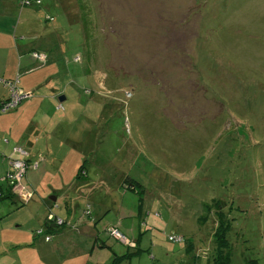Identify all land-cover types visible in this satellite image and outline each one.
<instances>
[{
  "label": "rangeland",
  "instance_id": "374dc122",
  "mask_svg": "<svg viewBox=\"0 0 264 264\" xmlns=\"http://www.w3.org/2000/svg\"><path fill=\"white\" fill-rule=\"evenodd\" d=\"M50 1L28 7L39 26L29 37L23 10L22 44L50 56L25 81L59 72L54 84L67 100L56 101L75 109L66 114L77 120L74 136L86 138L88 129L93 163L106 154L117 175L125 174L132 168L122 160V138L137 143L140 158L129 177L143 185L147 199L145 192L117 189L133 229L121 233L134 240L147 232L132 264H190L192 256L214 264L216 216L204 224L198 217L217 201L230 217L232 264H264V0ZM46 14L55 19L47 22ZM18 19L16 12L5 22L13 29ZM114 180L123 185V177ZM169 206L177 212L173 219ZM84 215L92 218L90 207ZM115 216L112 211L110 223ZM106 222L99 227L115 252L134 250L111 237ZM170 235L186 240L175 243Z\"/></svg>",
  "mask_w": 264,
  "mask_h": 264
},
{
  "label": "crops",
  "instance_id": "0c3cea01",
  "mask_svg": "<svg viewBox=\"0 0 264 264\" xmlns=\"http://www.w3.org/2000/svg\"><path fill=\"white\" fill-rule=\"evenodd\" d=\"M43 4L44 0L41 6ZM53 4L54 0H51L49 5ZM28 7L36 6H23L22 0H0V79L13 80L18 77V87L30 95L15 109L0 113V177L9 169V161L15 155L14 146H21L28 154L27 161L37 164L27 170L22 181L26 189L33 193L28 201L22 202L15 190L5 182L1 184L3 193L0 192L4 198L0 200V264H110L116 252L107 238L103 237L99 226L107 221L106 224L110 226L133 233L118 204L117 189L121 191L122 184L115 185L113 180L117 176L124 178L133 173V167L140 158L136 153L138 145L130 137L122 138V160L132 168L125 174L119 171L120 175H117L115 162L106 154L93 163L87 157L95 146L86 141L88 129L83 132L86 138H77L73 133L78 128L77 120L71 123L67 119L66 114L73 115V106L69 111L56 109L57 98L60 100L64 96L63 101L67 100L66 91H57L54 84L59 72L46 73V77L38 76L32 84L25 81L26 75L37 71L35 68L38 67L31 52L37 50L46 53L40 47H28L21 42L24 33L19 28L23 10ZM16 12H19L18 25L12 29L5 21L7 17H14ZM26 14L29 37V33H35L39 26L33 19L34 12L28 9ZM49 16L46 14L44 19ZM52 35L48 34L45 40L47 44ZM43 85L46 90L42 93L37 91L38 95L33 96L35 90ZM9 95V87L0 82V102ZM75 107L77 110L82 108L80 104ZM150 150L155 154L157 148ZM84 161L87 162V175L79 177V167ZM144 192L143 200L147 199L145 189ZM86 207L91 208L92 218L84 215ZM49 208L65 221L63 226L54 222L46 223ZM168 208L173 219L177 212H174L173 206ZM112 211L116 212V216L114 222L110 223ZM134 212L130 211V216ZM137 216L142 221L141 203L137 206ZM140 226L147 227L143 222ZM40 229L43 231L37 233ZM142 231H139L138 237H133L137 246L131 247L134 249L131 251L128 248V252L141 249V243L147 236V232ZM47 235L51 237L50 240L45 239ZM108 239L111 240L110 237ZM102 242L111 248L103 247ZM138 257H126L120 264L125 261L132 264L135 259L140 260L141 257ZM190 264H201V260L193 258Z\"/></svg>",
  "mask_w": 264,
  "mask_h": 264
},
{
  "label": "built area",
  "instance_id": "2783aa9c",
  "mask_svg": "<svg viewBox=\"0 0 264 264\" xmlns=\"http://www.w3.org/2000/svg\"><path fill=\"white\" fill-rule=\"evenodd\" d=\"M23 6H40L42 4V0H22ZM33 57L38 60L40 63H45L47 61V55L46 54H41L39 52H35L33 54ZM39 58V59H38ZM75 61L80 60V56L74 57ZM1 83H4L7 85L10 89V95L8 98L0 102V113H5L9 112L13 109H15L23 100L27 99L30 97L29 94L26 92L22 91L18 87V78L15 80H3L0 79ZM61 107V106H60ZM14 151L19 154L18 158L11 159L9 161V169L7 172L0 177V182L1 181H8L9 185H12V189L18 192L19 198L23 201H28L32 197V193L28 191L22 182L24 179V176L27 173V170L30 167H34V164H30L27 161L26 156L28 155L26 150H24L21 146H16L14 147ZM0 197H1V192H0ZM47 220L49 222H54L56 224H62L64 220L62 218H54L53 214H50L47 216ZM109 235L115 238L116 240L126 244L130 245L131 247H135L136 242L133 240L128 239L121 231L116 227V226H110L109 227ZM43 230L40 229L38 230L37 233H41ZM50 236L47 235L45 237L46 240H50ZM181 237L175 238V237H170V239H175V240H180ZM132 242V243H131ZM134 244L132 246L131 244Z\"/></svg>",
  "mask_w": 264,
  "mask_h": 264
},
{
  "label": "trees",
  "instance_id": "16d2710c",
  "mask_svg": "<svg viewBox=\"0 0 264 264\" xmlns=\"http://www.w3.org/2000/svg\"><path fill=\"white\" fill-rule=\"evenodd\" d=\"M52 19L54 20L55 18H53L52 16H49L48 18H46L47 21H52ZM35 52H40V51L35 50V51L31 52L32 57H33V54ZM34 59L37 60L36 58H34ZM80 61H81V57H80L79 61L74 60V62H77V63H80ZM46 63H47V61L45 63H40L37 60V66H44ZM16 78H18V77H16ZM15 79H13V80H15ZM82 80H86V79L84 77H82ZM85 93H89V91L85 90ZM56 109L59 111H62V110H64V106L62 105V103L59 104V102H58V104L56 105ZM14 147H16V146H14ZM14 153H15V155H14V157H11V159H15V158L19 157V154L17 152L14 151ZM86 163L87 162L84 161L81 164V166L79 167V171H78L79 177L87 175ZM4 182L8 185V187L12 188V185H9L8 181H1L0 182V191H2V193H3V189H2L1 184ZM122 187L127 188V189H131L134 193H141V192L143 193L144 192L143 185L141 183L133 180L129 176L124 177ZM3 198H4V195L0 197V200H2ZM21 201L25 202L23 200H21ZM213 208H214L213 211H208V213L204 215L205 218L203 215H201V217L198 218V221L200 223L204 224V222H206V220L210 219V216L212 213L216 216L217 226H216L214 234H213V241L215 244L214 250H215L216 256H214L213 261H214V264H232V256H233L232 246L230 244L229 239L227 238V232H228V229L230 228V224H231L230 219H229L230 217L228 216V214L227 215L224 214L225 211H224L223 205L221 206V203L219 201L216 202V205ZM47 213H48L47 216L50 214H53L54 218H60V217L56 216L53 209L49 208ZM201 219H202V222H201ZM46 223L48 224L51 222H49L46 219ZM64 223H65V221L61 225L60 224H57V225L63 226ZM172 236L173 235L169 236V240L175 241V243H182L186 240L183 235L173 236L175 238L181 237L180 240L170 239V237H172ZM102 246L103 247L107 246V247L111 248L110 246L104 244L103 242H102ZM140 250L141 249H138L134 253L128 252V253L121 254V255L114 253V258L112 259V262L110 264H120L126 257L138 255L141 252ZM191 258L193 259V258H195V256H192ZM246 262L248 264H260L258 259H249V260H246Z\"/></svg>",
  "mask_w": 264,
  "mask_h": 264
},
{
  "label": "water",
  "instance_id": "95a60500",
  "mask_svg": "<svg viewBox=\"0 0 264 264\" xmlns=\"http://www.w3.org/2000/svg\"><path fill=\"white\" fill-rule=\"evenodd\" d=\"M63 99H64V96H63V97H60V100H61V101H63Z\"/></svg>",
  "mask_w": 264,
  "mask_h": 264
}]
</instances>
